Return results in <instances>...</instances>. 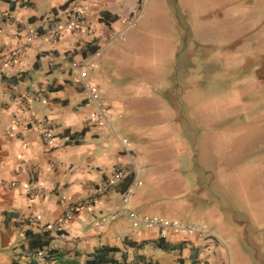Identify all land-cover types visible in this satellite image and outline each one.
<instances>
[{"label":"crops","instance_id":"crops-1","mask_svg":"<svg viewBox=\"0 0 264 264\" xmlns=\"http://www.w3.org/2000/svg\"><path fill=\"white\" fill-rule=\"evenodd\" d=\"M135 9L140 19L125 29ZM77 12L81 27L68 26ZM113 32L122 39L111 41ZM191 49L208 67L184 72L180 59ZM85 60L86 78L106 104L104 127L76 82ZM219 88L231 117L241 107L262 124L264 147V0H0V264H30L19 255L25 231L54 225L89 198L50 230L37 264H84L102 247L113 260L105 264H264V212L243 238L229 230L226 242L202 223L187 225L199 232L161 238L162 228L142 222L185 226L196 202L180 173L185 151L146 143L154 131L179 126L186 93L216 97ZM117 167L123 177L98 193Z\"/></svg>","mask_w":264,"mask_h":264},{"label":"rangeland","instance_id":"rangeland-1","mask_svg":"<svg viewBox=\"0 0 264 264\" xmlns=\"http://www.w3.org/2000/svg\"><path fill=\"white\" fill-rule=\"evenodd\" d=\"M176 8L170 11L177 17ZM150 20L151 17H146V21ZM130 33L139 35L137 30L127 34ZM195 56L194 50H186L180 59L184 72L199 65L208 67V61ZM190 75L193 80V74ZM190 92L184 97L185 118L179 126L164 135L154 131V137L146 145L179 147L185 151L180 173L187 184L186 194L194 196L196 202L194 207L192 202L185 220L180 221L183 225L198 227L202 223L225 242L232 233L244 237V227L257 226L258 212H264V147L259 146L263 126L257 120L248 121L241 107L235 106L231 117L225 88L217 89L216 97L209 96V90H203L200 96L195 95L196 101L194 91ZM201 114L207 120L195 121L194 116ZM195 177L199 178L198 182ZM189 207L188 203L186 209ZM247 241L240 243L244 253L249 251ZM231 264L238 263L232 260Z\"/></svg>","mask_w":264,"mask_h":264},{"label":"built area","instance_id":"built-area-1","mask_svg":"<svg viewBox=\"0 0 264 264\" xmlns=\"http://www.w3.org/2000/svg\"><path fill=\"white\" fill-rule=\"evenodd\" d=\"M140 19V9L133 10L125 19H124V27L125 29L133 28L137 25L138 21ZM83 17L80 12L75 13L71 19L69 20L68 26H71L73 28H80L82 25ZM54 35L56 36L58 29L56 27L52 28ZM111 41L118 40L120 41L122 39V33L121 32H113L110 35ZM16 54H10L9 60H14ZM89 67V61L85 60L78 64L77 66V78L76 82H78L81 86V91L85 95L87 101L89 104L92 105L93 111H92V120L95 123L97 127H104L107 122V110H106V104L103 98L99 95L97 90L89 83V81L86 78V71ZM47 137V134H45ZM122 143L125 144L126 140L122 139ZM123 177V171L121 168L117 167L113 171V173L110 175V177L99 187L97 188L98 193H105L109 190H111L115 184ZM134 183L125 191L123 195V199L126 198L131 191L132 186ZM92 198L82 200L78 202L75 205H72L68 208V210L65 212L64 216L59 220L57 223H55L52 226H45L42 227L41 230L47 231L51 229H56L62 220H66L70 218L76 211H78L80 208L89 206V204L92 202ZM122 214V210H119L117 213L114 214V218ZM131 218H135L134 214H130ZM142 222L147 226H156L163 229V233L161 234V238H164L165 234L168 232H172L174 230L180 231V232H199V228H195L193 226H181L178 224H164L161 221L157 220H151V219H143ZM32 224H37V219H34L32 221ZM201 232V231H200ZM48 247L44 248L43 250L48 251Z\"/></svg>","mask_w":264,"mask_h":264},{"label":"trees","instance_id":"trees-1","mask_svg":"<svg viewBox=\"0 0 264 264\" xmlns=\"http://www.w3.org/2000/svg\"><path fill=\"white\" fill-rule=\"evenodd\" d=\"M14 5L11 6V8ZM26 245L19 247L20 256H28L31 258L30 264H37V260L33 258L36 252L42 251L47 248L52 241L50 230L43 231L38 230L36 232L32 230L25 231ZM49 253V252H48ZM51 253V252H50ZM113 263L112 258L108 254V250L104 247L98 248L91 255L88 256V260L84 264H105Z\"/></svg>","mask_w":264,"mask_h":264}]
</instances>
